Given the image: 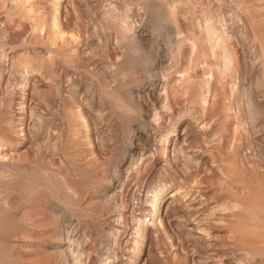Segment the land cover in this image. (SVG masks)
Returning <instances> with one entry per match:
<instances>
[{
	"label": "rangeland",
	"instance_id": "1",
	"mask_svg": "<svg viewBox=\"0 0 264 264\" xmlns=\"http://www.w3.org/2000/svg\"><path fill=\"white\" fill-rule=\"evenodd\" d=\"M0 264H264V0H0Z\"/></svg>",
	"mask_w": 264,
	"mask_h": 264
}]
</instances>
